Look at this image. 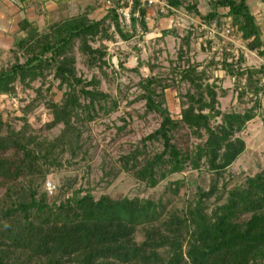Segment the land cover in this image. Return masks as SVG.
I'll return each mask as SVG.
<instances>
[{
  "label": "trees",
  "instance_id": "trees-1",
  "mask_svg": "<svg viewBox=\"0 0 264 264\" xmlns=\"http://www.w3.org/2000/svg\"><path fill=\"white\" fill-rule=\"evenodd\" d=\"M165 1L206 21L226 18L232 34L240 33L245 50L264 58L262 28L248 0H209L204 15L200 0ZM98 9V2L87 3L74 14L62 9L55 20L45 11L41 26L22 19L8 49L13 61L0 67V95L15 94V82L29 87L36 80L40 86L55 81L56 89L61 90L60 99L54 101L37 87L36 97L17 117L21 122L18 129L0 111V264H264V172L231 187L225 182L219 185L224 170L245 148L238 134L256 115L258 99L264 98V65L243 67L244 51L226 50L231 43L213 52L206 62H189L191 39L200 36L192 28L181 38L179 60L171 68L173 76L168 79V75L153 73L156 65L146 63L150 74L137 83L142 116L155 114L160 119L141 143L157 141L161 150L147 156L141 165H137V157L142 151L135 152L139 145L119 158L124 170L132 169L134 177L152 187L187 165L192 169L204 165L210 173L207 190L195 187L178 210H168L160 200L108 194L95 198L89 187H75V178H65L52 195L46 192L50 173L86 161L89 150L82 135L87 121L118 106L98 89L95 78L77 76L76 44L86 64L99 66L106 63V44L114 41L113 32L129 39L137 34L136 23L141 34L150 30L146 9L138 1L133 2L131 13L137 11L139 16L131 17L130 29L114 9L100 10L94 18ZM165 34L175 35L176 30H162V37ZM96 39L99 44L92 47L89 41ZM211 44L206 41L207 48ZM211 67L235 79L238 103L250 93L259 96L255 104L243 111H221L218 97L227 91L216 85ZM180 84L187 88L178 93L180 111L174 117L165 90ZM30 113L41 126L36 128L28 120ZM58 125L55 136L42 134ZM181 130L202 141L194 149L182 151L174 142ZM138 233L141 239H137Z\"/></svg>",
  "mask_w": 264,
  "mask_h": 264
},
{
  "label": "rangeland",
  "instance_id": "rangeland-1",
  "mask_svg": "<svg viewBox=\"0 0 264 264\" xmlns=\"http://www.w3.org/2000/svg\"><path fill=\"white\" fill-rule=\"evenodd\" d=\"M95 2L99 3V0H70L62 9H67L74 14L81 11L87 3ZM256 3L259 12L253 8ZM248 6L250 9L252 8L251 10L257 14L258 18L262 17L264 20V0H248ZM100 14V9H98L92 16L98 18ZM56 18L58 15L54 13L49 16L50 20ZM41 23H38L39 26L42 25ZM168 23L165 21V24L159 25L155 21L153 24H147L150 29L148 33L133 34L129 39H122L113 32L114 41L106 44L104 58L106 63L99 66L86 64V57L77 49L76 44L74 56L77 76L84 80L95 78L98 81V89L116 100L118 106L106 114L99 112L95 119L87 121L83 127L82 135L89 150L86 161L81 162L76 167L50 173L46 181H50L54 185V190L56 189L55 186L64 181L65 178H75V187H89L92 189L95 198L101 194H108L113 198L138 197L156 202L160 200L168 210L182 208L189 194L196 189L195 187L207 190V185L210 183V173L204 165L199 169H192L187 165L182 172L168 175L152 187L134 177L132 169L124 170L119 158L121 155L132 152L139 145L135 152L142 151L137 152V165H141L147 156L161 150V144L157 141L147 142L144 145L141 143L143 137L158 127L160 119L155 114H147L143 117V102L136 100V96L141 93L137 83L141 78L150 74L146 63L156 65L153 73H163V75H168V79L173 76L171 68L179 60L178 52L182 46L181 38L189 28L171 26L176 30V34H165L162 37L161 31L170 28ZM111 30L110 27L109 31ZM16 34H0V67H5L13 61L8 49L11 46L12 36ZM196 39H191L187 58L189 62H206L212 54H208L201 47H197ZM89 44L92 47H97L99 41L97 39L90 40ZM215 55L214 53L213 56ZM243 58V67L258 68L264 65V58L258 57L254 52L244 50ZM210 69L213 77L217 76L215 79L218 81L215 83L219 89L227 91L224 96L218 97L217 107L221 111H243L246 107L255 104V99H258L259 96L256 98L250 93L245 96L242 103H238L235 79L225 76L218 67H211ZM242 82L243 80L239 81L240 86H242ZM51 83L52 85H49V82L46 81L43 86H40V81L36 80L31 82L29 87H24L15 82V94L0 95V111H2L3 117H9L13 128L18 129L20 127L21 122L17 117L22 115L24 105L36 97L35 89L37 87L40 88L41 93L46 98H52L54 101L60 99L61 90L56 89L57 82ZM47 87H50L49 90H46ZM186 88V85L180 84L178 88L172 86L165 90L166 104L174 117L180 111L178 93H184ZM258 100L260 103L258 107H255L256 115L246 122L244 129L238 134L243 139L245 148L224 170L219 185L225 182L228 183V187H231L247 177L264 172V98L260 97ZM41 106L42 101L37 107ZM32 115V113L28 115V120L32 121L36 128L41 126L40 120L32 119ZM216 120L218 121V118ZM60 127L58 125L50 128L42 134L48 137L55 136ZM200 141L202 139L194 137L185 130L176 134L174 140L182 151L194 149ZM130 164L131 161L128 165ZM176 181L179 183L174 184ZM1 191L0 189V193ZM53 193L48 194L52 195ZM213 198L209 202H212ZM137 239H141V233H138Z\"/></svg>",
  "mask_w": 264,
  "mask_h": 264
},
{
  "label": "built area",
  "instance_id": "built-area-1",
  "mask_svg": "<svg viewBox=\"0 0 264 264\" xmlns=\"http://www.w3.org/2000/svg\"><path fill=\"white\" fill-rule=\"evenodd\" d=\"M10 4L17 3L18 0H3ZM138 1L139 7L146 9L145 22L150 24L155 22L158 17L167 18L169 21V27L182 26L195 29L200 33L197 38V47H203L205 52L212 54L213 52H220L223 46L227 43H231L232 47H227L226 50L233 52L235 50H245V46L240 39V33L237 35L232 34V29L227 23V19L224 17H214L209 21L202 19L193 12L188 13L182 10H178L170 6L165 0H99L101 12H105L109 9H114L121 17L126 29L131 28V17H138V12L131 13L133 2ZM209 0H200V13H207V3ZM150 21V23H148ZM136 33H141L139 24H135ZM113 30V28L111 27ZM212 41L213 44L209 48L206 47V41ZM45 189L48 193H53L54 185L50 181H46Z\"/></svg>",
  "mask_w": 264,
  "mask_h": 264
},
{
  "label": "crops",
  "instance_id": "crops-1",
  "mask_svg": "<svg viewBox=\"0 0 264 264\" xmlns=\"http://www.w3.org/2000/svg\"><path fill=\"white\" fill-rule=\"evenodd\" d=\"M69 1L18 0L17 3L10 4L7 1L0 0V34L6 35L7 33L9 34L19 33V23L22 19H27L28 21L36 24H38L39 22L43 23V19H44L43 12L46 11L48 13L47 14L48 18L51 13L58 15V12L62 10V8H64ZM253 8H255L256 11L259 12L257 3L253 5ZM252 12L256 18L258 25H260L262 28V32H263L262 36L264 38V20L262 17L258 18L257 14L254 11ZM155 21H157L159 25H162L165 24V21H168V19L164 17H158L157 19H155ZM151 23L153 24L155 22L153 21Z\"/></svg>",
  "mask_w": 264,
  "mask_h": 264
}]
</instances>
